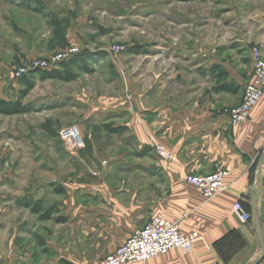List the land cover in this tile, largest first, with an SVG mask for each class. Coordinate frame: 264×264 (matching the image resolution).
I'll list each match as a JSON object with an SVG mask.
<instances>
[{
  "label": "rangeland",
  "instance_id": "rangeland-1",
  "mask_svg": "<svg viewBox=\"0 0 264 264\" xmlns=\"http://www.w3.org/2000/svg\"><path fill=\"white\" fill-rule=\"evenodd\" d=\"M257 6V0H0V102L24 109L0 115V207L12 204L5 211L10 234L30 255L28 264H71L84 253L94 264L114 251L95 248L99 227L82 207L99 204L89 201L88 182L103 168L119 167L127 129L108 134L102 126L116 128L144 106L149 72L157 65L162 71L171 54L202 63L204 74L217 64L210 70L248 78ZM84 53L91 55L83 65L90 72L68 64ZM42 65L78 78L41 79L39 72L49 71ZM234 81L231 92L239 89ZM27 82L33 87L23 96ZM71 125L84 141L75 155L59 139ZM37 204L55 210L50 220L31 213Z\"/></svg>",
  "mask_w": 264,
  "mask_h": 264
},
{
  "label": "crops",
  "instance_id": "crops-1",
  "mask_svg": "<svg viewBox=\"0 0 264 264\" xmlns=\"http://www.w3.org/2000/svg\"><path fill=\"white\" fill-rule=\"evenodd\" d=\"M257 1L252 16L260 21L249 27L248 38L252 67L253 47L264 56V0ZM182 55L171 54L162 71L157 65V70L155 66L149 72L144 106L133 110L129 121L118 126L127 129L116 153L119 167L103 168L88 182L89 201L99 203L82 206L99 227L95 248L115 250L132 232L160 215L176 224L181 233L196 232L201 239L188 254L172 250L142 264H254L259 259V264H264V88L249 119L231 126L225 111L240 104L252 72L248 78L238 76L236 80L234 75L210 70L217 65L212 64L205 66L204 74L202 63L187 64ZM233 80L239 89L232 93L229 85ZM144 112L142 120L138 114ZM158 149L169 158L159 156ZM218 170L227 172L225 188L211 198H204L185 181L189 175ZM259 182L260 192L255 197ZM235 204L249 215V221L239 220L233 211ZM11 207H0V264H28L30 255L10 234L5 211ZM86 256L84 253L83 259L69 263L91 264ZM59 263L55 259L44 264Z\"/></svg>",
  "mask_w": 264,
  "mask_h": 264
},
{
  "label": "built area",
  "instance_id": "built-area-1",
  "mask_svg": "<svg viewBox=\"0 0 264 264\" xmlns=\"http://www.w3.org/2000/svg\"><path fill=\"white\" fill-rule=\"evenodd\" d=\"M115 51L119 52L120 48L117 47ZM251 53L253 72L250 81L243 87L241 102L238 106L225 111L231 126H237L248 120L263 94L264 56L256 47L252 48ZM40 69L49 70L50 68L42 65ZM59 139L70 155L77 154L84 147L81 132L74 125L63 128L59 132ZM160 154L166 159L169 158L163 152ZM226 176L225 170H218L209 175H189L185 181L196 187L204 198H211L224 190ZM233 211L242 223L249 221V215L239 204L233 206ZM200 239L196 232L183 234L176 224L160 215H155L141 229L132 232L114 252L96 264H142L158 256L166 255L172 250H180L184 254H188L192 252L195 243Z\"/></svg>",
  "mask_w": 264,
  "mask_h": 264
},
{
  "label": "trees",
  "instance_id": "trees-1",
  "mask_svg": "<svg viewBox=\"0 0 264 264\" xmlns=\"http://www.w3.org/2000/svg\"><path fill=\"white\" fill-rule=\"evenodd\" d=\"M91 55L84 53L78 56H75L74 58H71V60H69L68 64L69 65H77L78 67H82V71L84 72H90V70L87 67H83L84 65V60L85 58H90ZM82 63V64H81ZM40 73V77L41 79H54V80H58L61 82H72L75 81L78 76L77 74H75L74 72H71L70 70H64V71H60V70H56V69H52L49 71H41ZM27 85V90L25 92H23V96L26 95L27 91H29L30 89H32L33 84H31L30 82L26 83ZM24 112V109L20 106L19 103H9V102H0V115H13V114H19ZM103 130L105 132H107L108 134H121L125 131V127H112L110 125H103L102 126ZM59 193H62V191H58ZM54 209L53 208H49L47 210H44L43 207L40 204L34 205L31 208V213L39 215V219L40 220H50L51 219V215L54 213ZM64 220L62 219H57V222H63Z\"/></svg>",
  "mask_w": 264,
  "mask_h": 264
},
{
  "label": "water",
  "instance_id": "water-1",
  "mask_svg": "<svg viewBox=\"0 0 264 264\" xmlns=\"http://www.w3.org/2000/svg\"><path fill=\"white\" fill-rule=\"evenodd\" d=\"M260 187H261V183L259 182L258 185H257V188H256V191H255V197H257L259 195V192H260ZM252 202L254 203V199L252 200ZM252 206H254V204H252ZM253 213V212H252ZM252 218L256 224V230H257V233H258V236H259V239H260V242L261 244H263V240H262V234H261V229H260V226L257 222V218L255 216V214L253 213L252 214ZM257 262H254V264H256Z\"/></svg>",
  "mask_w": 264,
  "mask_h": 264
}]
</instances>
